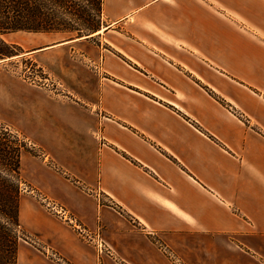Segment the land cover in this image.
I'll return each instance as SVG.
<instances>
[{"label": "crops", "instance_id": "1", "mask_svg": "<svg viewBox=\"0 0 264 264\" xmlns=\"http://www.w3.org/2000/svg\"><path fill=\"white\" fill-rule=\"evenodd\" d=\"M103 18L106 30L53 45L100 35L101 53L113 49L96 106L47 112L62 165L103 195L70 205L131 264H170L154 234L190 262L186 249L203 264H264V95L251 86L264 78V0H103ZM29 215L68 260L97 264L76 226Z\"/></svg>", "mask_w": 264, "mask_h": 264}, {"label": "rangeland", "instance_id": "2", "mask_svg": "<svg viewBox=\"0 0 264 264\" xmlns=\"http://www.w3.org/2000/svg\"><path fill=\"white\" fill-rule=\"evenodd\" d=\"M106 25L102 16L100 28ZM90 34L78 36L76 30H19L1 36L11 45L13 54L0 58V173L11 176L20 191L18 264H74L41 234L28 228L29 211L36 207L45 210L57 222L76 226L83 240L95 247L97 264H131L113 255L102 224L88 227L70 205L71 201L86 199L84 195L87 200L96 195L103 203V195L98 189L86 187L62 165L61 145L56 144L58 137L51 135H61V127L48 128L47 112L51 103L68 106L78 99L81 105L92 108L99 102L96 80L109 76L105 55L111 54L107 50L111 48L106 41L103 53L99 47L100 35L80 41L78 50L71 44L53 46ZM77 77L80 89L84 88L83 95L79 96L73 95ZM251 86L264 95V78L252 82ZM153 242L170 264H203L198 256L202 250L194 253L186 249V253L191 254L190 262L181 249L167 244L159 235L154 234ZM21 244L27 250L19 256Z\"/></svg>", "mask_w": 264, "mask_h": 264}, {"label": "trees", "instance_id": "3", "mask_svg": "<svg viewBox=\"0 0 264 264\" xmlns=\"http://www.w3.org/2000/svg\"><path fill=\"white\" fill-rule=\"evenodd\" d=\"M102 16L103 0H0V58L13 54L1 37L8 32L76 30L83 36L100 28ZM20 204L14 179L0 173V264H18Z\"/></svg>", "mask_w": 264, "mask_h": 264}, {"label": "bare ground", "instance_id": "4", "mask_svg": "<svg viewBox=\"0 0 264 264\" xmlns=\"http://www.w3.org/2000/svg\"><path fill=\"white\" fill-rule=\"evenodd\" d=\"M106 28L107 27H102L101 30H99L98 32H102V31L106 30ZM98 32H96V33H98ZM96 33H94V34H96Z\"/></svg>", "mask_w": 264, "mask_h": 264}]
</instances>
